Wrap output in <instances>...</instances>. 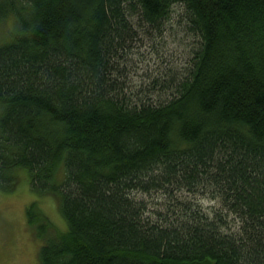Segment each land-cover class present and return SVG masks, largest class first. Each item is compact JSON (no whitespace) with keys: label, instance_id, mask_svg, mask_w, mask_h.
<instances>
[{"label":"trees","instance_id":"obj_1","mask_svg":"<svg viewBox=\"0 0 264 264\" xmlns=\"http://www.w3.org/2000/svg\"><path fill=\"white\" fill-rule=\"evenodd\" d=\"M176 4L200 46L167 100L136 96L124 61ZM10 17L0 185L27 172L68 226L28 207L39 264H264V0H0ZM152 189L219 197L238 230L179 200L150 222Z\"/></svg>","mask_w":264,"mask_h":264},{"label":"rangeland","instance_id":"obj_2","mask_svg":"<svg viewBox=\"0 0 264 264\" xmlns=\"http://www.w3.org/2000/svg\"><path fill=\"white\" fill-rule=\"evenodd\" d=\"M161 31H140L123 65L128 74L129 92L151 101H163L171 96L172 90L161 89L168 84L173 86L187 75L200 46L199 36L190 31L185 8L180 4L171 8ZM16 33L15 17L1 21L0 46L12 41ZM134 195L137 201L145 203L144 218L150 222H157L160 215L168 213L166 208L179 200L195 204V209L211 219L226 215L227 225L232 231L239 227L234 215L227 212L223 200L219 197L213 199L210 193L201 190L199 194H190L186 190L171 193L170 190L152 189L149 192L138 191ZM35 201L39 211L55 229L67 232L68 226L57 200L32 193L28 174L21 171L14 190H6L0 185V264H39V251L44 241L37 237L35 228L28 221L27 211Z\"/></svg>","mask_w":264,"mask_h":264},{"label":"bare ground","instance_id":"obj_3","mask_svg":"<svg viewBox=\"0 0 264 264\" xmlns=\"http://www.w3.org/2000/svg\"><path fill=\"white\" fill-rule=\"evenodd\" d=\"M183 5V4H182Z\"/></svg>","mask_w":264,"mask_h":264}]
</instances>
